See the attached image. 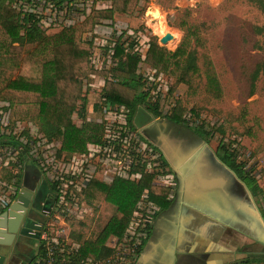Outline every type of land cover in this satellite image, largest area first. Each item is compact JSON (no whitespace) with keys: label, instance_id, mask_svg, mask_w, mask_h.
Instances as JSON below:
<instances>
[{"label":"rangeland","instance_id":"374dc122","mask_svg":"<svg viewBox=\"0 0 264 264\" xmlns=\"http://www.w3.org/2000/svg\"><path fill=\"white\" fill-rule=\"evenodd\" d=\"M40 1L39 4L30 5L20 2L22 6H19L14 0H0V4L19 6L22 22L28 13L33 14L38 19L40 32L45 35L84 21L92 11L111 8V3L101 0H74L67 4L63 0ZM95 23L92 32L83 35V39L92 45L88 66L94 69L90 58L100 54L95 65L102 66L107 71L115 65L111 56L112 47L115 44L129 47V51L140 58L137 75L142 79L147 103L155 104L161 115L152 117L146 106L142 105L137 109L134 128L125 126L128 133L140 134L154 144L146 132H140L143 121L152 117V121L161 126L163 117L171 112L174 105H182L186 110L184 119L188 127L202 125L206 132L211 133L208 141L204 139L205 142L197 145L199 147L196 152L212 154L219 144H224L234 151L238 162L250 171L261 192L253 196L247 191L245 200L248 199L255 211L260 213L264 200V0H139L131 14H114L112 20H97ZM50 24L55 26L52 29L47 28ZM29 26L26 23L24 27ZM191 30L195 31V35L188 38L189 51L196 52L197 68L187 74L190 84H177L173 78L162 73L155 75V71L143 61L149 44L156 42L158 46L173 52L182 36ZM23 32L24 30L21 31ZM165 35H170L172 39L161 45L159 41ZM206 63L211 64V73L217 80V84L213 86L208 84ZM256 72L258 74L254 78ZM14 75L15 70L9 67L0 68L3 79H11ZM90 76L83 80L84 105H81V101L77 103V109L72 116L73 123L77 127L84 121L103 123L113 125L112 130L125 124V112L122 109L111 111L110 114L104 112L101 98L103 80L98 76L95 77L100 79L94 80ZM192 109L198 113V117L191 115ZM0 110L2 113L6 112L5 106H0ZM19 123L18 126L14 125L18 135L39 140V124L36 121L26 122L25 125ZM136 137L131 138L129 147L133 148L135 142L140 141ZM41 139L43 149L35 152L34 149L30 150L35 153L32 158L35 165L29 159H24L25 171L36 169V166L45 174V182L54 181L58 167L56 158H60L57 157L60 144L55 141L44 144L45 139ZM136 147L139 155L146 156L144 160L148 162V151H143L142 145ZM40 154H43L42 157ZM73 156L75 155H64V165L69 164ZM5 157L10 158L8 155ZM128 160L130 161L129 158ZM94 161L97 179H104V163ZM41 164L46 168L45 171L39 167ZM11 165L16 166V163L12 162ZM113 170L108 171L109 175L113 174L112 177L115 176ZM45 182L39 185L32 200L31 209L34 212L40 210L42 194L49 191ZM80 202L75 208L72 207L75 202L68 200L67 204L71 206L68 209L58 206L56 213L63 219L71 217L85 223V239L93 240L114 210L102 200L90 202L84 199ZM89 208L90 211H87ZM75 249L71 247L69 252Z\"/></svg>","mask_w":264,"mask_h":264},{"label":"trees","instance_id":"16d2710c","mask_svg":"<svg viewBox=\"0 0 264 264\" xmlns=\"http://www.w3.org/2000/svg\"><path fill=\"white\" fill-rule=\"evenodd\" d=\"M101 1L111 3V8L92 11L84 21L48 35L40 32L33 16L22 22L19 11L0 4V68L9 67L15 70L11 79H3L0 76V102L8 104L10 125L36 121L39 124V138L60 144L58 156L86 155L87 145L102 144L103 123L84 121L77 127L72 120L77 103L81 101V105H84L83 80L90 75L103 80L101 98L104 99L105 106L122 109L125 112L126 124L131 129L134 128L137 109L142 105L146 106L151 116H161L155 104L147 103V93L143 89L141 77L137 75L140 58L131 53L129 47L115 44L112 55L115 65L107 71L93 70L88 66L92 45L83 39V35L92 32L97 20H112L114 14H131L139 0ZM26 23L30 26L24 27ZM194 35V30L187 31L173 52L158 46L156 42H151L145 53L144 63L155 71V75L162 73L173 78L177 84L189 85L187 74L197 68L196 52L189 51L188 38ZM210 67V63L205 64V73L208 84L213 86L217 84V80ZM257 74L256 72L253 77ZM81 110L84 108L81 107ZM185 113L182 105L175 104L163 119L176 125L187 126ZM190 113L199 116L194 109L190 110ZM193 129L206 141L211 136L202 125ZM214 153L253 196L261 192L250 171L238 162L234 151L224 144H219ZM162 162L167 166L164 159ZM131 171L139 173L140 179L132 182L115 177L110 184L93 179L83 191L76 193L77 198H85L90 202L102 200L114 212L93 240L85 239V223L64 217L65 224L70 228V238L80 244L78 250L69 252L66 257L72 255L77 261L109 257L113 249L107 247L106 242L111 237H123L136 204L144 192H147L149 200L156 204L160 211L171 206L173 195L170 188L153 185V175L145 172L143 168L134 167ZM13 177L15 176L10 171L0 169L1 182H8ZM260 215L264 222V200ZM36 254H43L40 243ZM233 264H264V260L245 259Z\"/></svg>","mask_w":264,"mask_h":264},{"label":"crops","instance_id":"0c3cea01","mask_svg":"<svg viewBox=\"0 0 264 264\" xmlns=\"http://www.w3.org/2000/svg\"><path fill=\"white\" fill-rule=\"evenodd\" d=\"M90 77L94 80L100 79L92 75ZM2 103L0 102V106H5L8 111V104ZM142 115L146 116L144 113ZM150 119L151 117L146 118L143 126L148 124ZM24 123L26 122H21V125H25ZM169 136L172 138L171 151H176L181 156L196 152L195 149L187 153L181 151L186 143ZM187 139L188 142L195 141L192 137ZM158 149L169 164L170 175L173 178L174 186L170 187L173 202L168 209L156 215L148 237L141 245L137 264H233L245 259L264 260V222L248 199L245 200L248 190L236 175L216 158L214 152L210 158L199 155L191 163L190 168L182 173L179 169L186 167L187 161L184 159L175 167L168 161L165 153ZM24 165H9L7 170L15 177L8 182L0 181L5 194H18L25 189L30 191L29 187L37 190L39 185L45 182L44 175L36 166V169L26 172ZM25 183L28 188H25ZM45 183L49 191L42 194L40 202L52 203L45 222L56 231L63 246L75 247L76 251L80 244L70 238V228L56 213L58 206L55 201V187L49 181ZM84 199L78 198L79 204ZM87 211H90V208ZM23 239L24 246L31 248L33 246L35 249L34 256L39 241L34 243L33 239ZM115 239L109 238L105 245L111 248V242ZM2 253L6 255L7 251ZM19 255L23 257L24 253L21 252ZM30 259L25 262L21 258L7 257L3 264H25Z\"/></svg>","mask_w":264,"mask_h":264},{"label":"built area","instance_id":"2783aa9c","mask_svg":"<svg viewBox=\"0 0 264 264\" xmlns=\"http://www.w3.org/2000/svg\"><path fill=\"white\" fill-rule=\"evenodd\" d=\"M14 1L18 2L19 6H22L20 2H22L23 5L39 4V2H41L40 0ZM63 1L65 4L69 3L67 0ZM18 7L14 6L11 8L19 11L20 9H18ZM29 16H33L36 21L38 20L31 13H28L27 16L24 17L28 18ZM37 26L39 30H41L39 25ZM53 26L55 25L50 24L47 28L52 29ZM114 46L112 47L111 56L113 55ZM99 55L90 58V63L94 65L93 70H103L102 66L97 67L95 65L99 59ZM102 101L104 104V112L110 114L111 111L116 112L118 110L115 107H106L104 99H102ZM8 116L9 111L2 113L0 110V169L3 168L6 170L12 162H15L16 165L21 164L19 166L25 164L24 159H29L33 162L34 160L32 158H34V152L38 149H43L41 138L38 137L39 140L26 139L18 135L14 125L9 124ZM15 125L18 126V124ZM112 126L113 125L104 124V134L100 146L87 145V154L73 156L71 160H69V164H66L67 166L64 165L66 161L64 156L61 155L60 158L57 156L59 159L56 158V163L58 164L55 172L56 177L54 181H49L55 186V201L57 206L66 207L68 209V206H71L67 204L68 200H72L75 202L72 207H77L76 205H78L79 200L76 197V193L83 191L90 180L97 179L94 160L99 163H104L102 164L105 170H102L104 179L99 178V181L105 184H110L115 177H120L132 182L137 181L140 179V174L133 173L131 169L139 167L143 168L145 172L153 175V185L165 188L174 186L173 178L170 175V168L168 167L169 164L162 152L154 144L148 142L145 137L140 134L132 135V133H128L126 129L128 125L126 123L115 127L114 130H112ZM136 136H138L140 141H136L133 148L132 146L129 147L131 138H137ZM47 143L50 144L51 142L45 140L44 144ZM136 145L140 147L142 145L143 151H148V162L144 160L146 156L139 155ZM31 149H34V152H31ZM7 155L10 158H6L5 156ZM42 155L43 154H40L41 157ZM163 159L166 161L167 166L162 162ZM33 164L35 165L34 162ZM112 164L113 166L111 167ZM39 167L43 168L44 171L46 169L43 164L39 165ZM111 169H114V177H112L113 174H108V171ZM164 172L166 173L164 174ZM70 187H72V190H70ZM3 190V187L0 186V215L9 209V206L16 196L15 193L5 194ZM159 212V207L149 200L147 192L142 193L122 239L113 240L111 242L113 253L109 257L100 260L85 259L77 261L72 258V255H70L71 257H66V254H70L69 251L71 248H66L60 243L58 234L51 228V225L46 222L42 225L37 224L41 226L39 243L42 246L43 254L37 256L35 253L30 261L25 264H137L141 245L147 239L150 226ZM44 214L45 216L48 215L47 212H44Z\"/></svg>","mask_w":264,"mask_h":264},{"label":"water","instance_id":"95a60500","mask_svg":"<svg viewBox=\"0 0 264 264\" xmlns=\"http://www.w3.org/2000/svg\"><path fill=\"white\" fill-rule=\"evenodd\" d=\"M171 39L172 37L170 35H165L160 39L159 43L165 45ZM160 124L161 126L157 125L155 121H152L143 126L142 130L148 134L154 145L165 153L168 161L175 167H178L184 159L187 161L185 163L186 167L179 169L182 173L186 171L187 168H190L191 163L199 155H202V157H212L211 153L200 154L199 151H192L182 156L178 155L176 151H171L170 143L172 138L169 135L173 137V135H175L174 131H176V127L178 126L166 119H163ZM152 134L156 136L153 137ZM24 186L28 188L26 183ZM29 190L30 191L26 189L21 190L20 193L16 194L9 209L0 215V238L3 239H0V264H3L7 257L11 259L21 258L22 261L26 262L35 252L33 246L32 248L24 246L23 238L33 239L34 243H38L41 226L37 224L42 225L45 223L46 216L44 212L50 213L52 203L47 201L43 203V207L40 203L39 207L41 206L42 209L38 212H34V210L31 209V203L37 190H34L32 187H29ZM35 214H38L39 217H35ZM2 251H7L6 255H2ZM21 252L24 253L23 257L19 255Z\"/></svg>","mask_w":264,"mask_h":264},{"label":"flooded vegetation","instance_id":"af4514ba","mask_svg":"<svg viewBox=\"0 0 264 264\" xmlns=\"http://www.w3.org/2000/svg\"><path fill=\"white\" fill-rule=\"evenodd\" d=\"M153 120V118L151 117V119H150V121H152ZM149 121V122H150ZM178 127H176L177 129H176V131H174V134L175 135H173V137L174 138H176V139H179V140H182V141H184L185 143H186V145H183L182 146V149H181V151H184V152H188L189 150H193V149H197L198 147H197V145H200L202 142H205V140L201 137V136H199L195 131H194V129L193 128H190V127H187V126H185V125H177ZM190 138L191 139V137H193L194 138V142H192V141H190V142H188V139L187 138ZM189 139V140H190ZM214 155H215V153H214ZM216 156V155H215ZM216 158H218L217 156H216ZM219 160V159H218ZM220 161V160H219ZM221 162V161H220ZM172 169V168H171ZM239 180V179H238ZM42 197H43V195H42ZM42 197H41V199H42ZM41 203V202H40ZM41 206L43 207V204L41 203ZM40 206V207H41ZM42 207H41V209H42ZM35 217H39V215L38 214H36V216ZM45 217V216H44Z\"/></svg>","mask_w":264,"mask_h":264},{"label":"bare ground","instance_id":"6f19581e","mask_svg":"<svg viewBox=\"0 0 264 264\" xmlns=\"http://www.w3.org/2000/svg\"><path fill=\"white\" fill-rule=\"evenodd\" d=\"M161 25H162V24H161ZM161 25H160V26H161ZM158 28H159V27H158ZM158 28H157V29H158ZM157 29H156V30H157Z\"/></svg>","mask_w":264,"mask_h":264}]
</instances>
